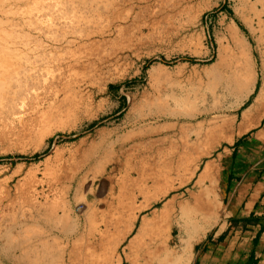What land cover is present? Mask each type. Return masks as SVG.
<instances>
[{
	"label": "rangeland",
	"instance_id": "rangeland-1",
	"mask_svg": "<svg viewBox=\"0 0 264 264\" xmlns=\"http://www.w3.org/2000/svg\"><path fill=\"white\" fill-rule=\"evenodd\" d=\"M132 2L134 12L92 48L95 72L0 108V193L6 189L15 196L29 183L38 200L47 196L48 204L57 201L65 210H59V224L45 213L34 217L39 229L29 245L47 239L52 255L46 252L44 264H93L101 253L113 255L110 264H116V257L150 237L155 248L170 239L175 252L179 240L193 241L202 232L188 224L196 204H209V225L217 212V222L222 217L217 168L226 161L232 129L247 108L264 118V0ZM237 63L242 74L236 88L230 76ZM255 84L257 92L247 99ZM76 104L79 109L69 112ZM141 109L167 116L148 119L138 129ZM11 176L5 187L2 180ZM139 210L132 231L121 238ZM28 216L17 214L18 222L31 225ZM201 216L195 217L200 226L207 224ZM0 245V264H12L10 249L1 240Z\"/></svg>",
	"mask_w": 264,
	"mask_h": 264
},
{
	"label": "bare ground",
	"instance_id": "bare-ground-1",
	"mask_svg": "<svg viewBox=\"0 0 264 264\" xmlns=\"http://www.w3.org/2000/svg\"><path fill=\"white\" fill-rule=\"evenodd\" d=\"M132 3H134V2H132V0H0V108L2 109L3 106L7 107V105L13 106V104L17 101L18 102L19 101H25L27 98H29L31 96H35L40 91L42 92V91L47 90L50 92L51 90L52 91L59 90V89L63 88L66 84L70 85L73 82H75V80L77 79V77L79 75L83 76V74H85L86 72L88 74H89V72H91V73L95 72L96 71L94 69L95 64L93 62H91V60L89 59V58H91V55H92L91 53L93 52V54H94V50L92 48H94L98 42H101L102 39L104 38L105 34L109 33L113 27L116 28V26H118L119 23H121L122 21L127 19L134 12L135 6ZM257 15H259V14H257ZM99 45H101V44L99 43ZM95 52H97V50H95ZM95 55H97V54H95ZM94 57L96 58V56H94ZM236 60H237V58H236ZM238 65H239V63H237V65H235L234 71H233L234 74L232 73L233 75L230 76L231 77L230 80L233 82V84L236 88L239 87V85H240V80H241L240 76L242 74L241 68ZM228 76H229V74H228ZM66 88H68V86ZM148 103L146 102L145 104L147 105ZM242 103H243V101L240 102L239 104H242ZM70 104H71V102H70ZM83 104H84V102H83ZM141 105H142V103H141ZM150 106H151V104H150ZM142 108H143V106H142ZM8 109H10V108H8ZM78 109H79V105L76 104L75 106H73L70 109L69 112H75ZM149 109H150V107H149ZM186 109H188V108H186ZM183 113H186V111H183ZM166 114L167 113L166 112L164 113V111H163L161 113H156V114L154 113V115H152L151 112H148V110H147V112H144L141 109V111H139L138 117L135 120V125H136L135 127L138 128L139 125H141L142 123L145 124L146 120L153 119V117L156 118V120L161 119L162 117L167 116ZM34 121H36V120H34ZM171 148H173V147H171ZM183 152H185V151H183ZM56 159H58V158H56ZM71 159H73V158H71ZM63 160H65V159H63ZM154 163H156V162H154ZM62 166H63V163H60L59 167L61 168ZM166 167H164V168H166ZM57 168L58 167H56V170L60 172L65 167H63L62 169H60V168L57 169ZM52 169H49V171L47 170L48 172L43 170V172H44V174L48 173V175H49V172L52 173V171H53ZM65 170L67 171L68 168ZM164 170H167V169H164ZM16 172L17 171H15V173ZM12 174H14V173H12ZM41 174H42V172H41ZM55 174H56V172H54V174H50V175H54V177H55ZM67 174H69V173H67ZM70 175L71 174H69V176ZM32 176L30 175V177H32ZM42 176L46 177L47 174H46V176L45 175H42ZM64 176H65V174H64ZM155 176H157L156 173H155ZM30 177L28 178V176H27L28 179H30ZM49 177H52V176H49ZM54 177H52V179ZM70 178H71V180H73L75 178V175L71 176ZM12 179H13V176L9 177L6 180H2L3 185L5 187H8L9 184L13 181ZM54 179L60 180V179H58V175ZM156 179H155V182H157ZM30 180H32V179H30ZM49 180L51 181L50 178L46 181H49ZM56 180L54 182H56ZM41 182H42V180H41ZM19 183H20V185L22 184L21 182H19ZM25 183H27V182H25ZM140 183H142V182H140ZM41 184H40V186H41ZM45 184H47V183H45ZM165 184H167V183H165ZM168 184H169V181H168ZM124 185H126V184H124ZM144 188H145V186H144ZM23 189L24 190L17 193L15 196H11L9 191L6 189L2 193H0V240L2 241L3 245L5 244L4 246L7 245V247L10 249V251L7 253V257L12 264H44L43 258L45 256L47 257V255H49V258H51L50 256L52 255V254H50L49 249H47L50 247V246L47 247L48 246L47 245L48 242L46 241L47 239H44L45 237L43 239L40 238V239H38L39 240L38 245L37 244L29 245V242H31L30 238L36 232V230L39 229V228H37V229L35 228V225L37 224V222H36L37 219H34V217L39 216L42 213H45V217L48 216L51 220L53 219V222L56 221L57 224H59L60 220H61V217L59 215V210H62V207H60V203H58V204L56 203L57 201L54 202L51 200L48 204L49 200H48L47 196H44V199H42V200H38L37 193L34 192L32 185H30L29 183H27V185L24 186ZM65 193L68 194L69 191H67ZM206 193H209V192L207 191ZM192 197H193V195H192ZM195 198H193V200ZM203 198H204V195H203ZM145 199H147V198H145ZM201 199H199V200L202 201ZM197 200H195V202ZM129 203H131V202H129ZM216 203H217V201H216ZM182 206H183V204H182ZM186 206H188V205H186ZM146 207H148V206H146ZM128 208H129V206L127 207V209ZM188 208L184 212L186 215L190 214V209L188 210ZM209 208H210L209 204L205 203V202H200L199 204H196V208L193 210V213H192V218L194 217L195 220H193V222L189 221L190 223H188L191 225V227L193 226L192 231L193 230H195V231L202 230V232H200V234H202L208 228L211 227V225L208 224L209 216L205 217V216H207V214H210ZM124 210L125 209H123V211ZM62 211L64 214L65 210L63 209ZM162 211H161V213H164ZM23 212L28 213V215H29L28 217L30 219L33 218L31 220L32 224L27 226V227L25 225L23 226V224L20 223L21 221L18 222L17 214L23 213ZM140 212H141V210H139L138 212L132 213L131 221H129L130 225H129V227H127V231L125 232V234L122 235L121 238L125 239V236L128 235V233H130L132 231L133 226H135L133 221H134L136 215ZM197 215L198 216L202 215L201 218L204 220V222H207V224L201 225V226H200V224L199 225L196 224V221L198 219L196 220L195 217H198ZM128 216H129V214H128ZM161 216L164 217V215H161ZM127 218H129V217H127ZM116 220H118V219L116 218ZM122 220H126V219L123 218ZM123 222L119 221V223H123ZM160 222H161V220H160ZM19 223L21 225L18 227L17 224H19ZM25 223H26V221H25ZM152 223H153V221H152ZM111 225H112V223H111ZM148 226H150V225H148ZM51 227H54V226H51ZM111 227H113V226H111ZM123 227H125V226L123 225ZM116 228H117V224H116ZM154 230H156V229H154ZM40 233H42V232H40ZM110 233H112V232H110ZM37 234L39 235V231H37ZM137 234H140V233H137ZM200 234L193 241L187 242L186 240H188V239L185 240L186 242H184V244H183V252L184 253L188 252L191 249V244L193 242H197L200 239L199 238ZM149 235L151 236V234H149ZM54 236L57 237L56 235H54ZM116 237H118V235ZM50 238H51V240L53 239L52 237H50ZM118 238H120V237H118ZM137 238L138 237H136L134 239V241ZM48 240H50V239H48ZM138 240H139V238H138ZM148 240H149V242H147V243L145 241H144V243L139 241L140 243H137L133 249L130 248L132 250L128 251L129 253L125 254L124 257L120 256L121 254L119 256L116 255V256H118V257H116V259H117L116 264H123L124 262H126L128 264H142V263L150 264L152 261L157 262V264H180V262L183 261L182 258L177 259L175 249L171 248L169 245L170 239H168L166 241V243H164L161 246V248L160 247L158 248V246H157L158 249L153 247V246H156V244L153 245L154 243L152 242L151 237ZM56 241H58V239ZM106 241H108V240H106ZM117 242H120V239ZM100 244H101V242H100ZM51 245H52V243H51ZM56 245H57V242H56ZM97 245H99V243ZM97 245H96V247H97ZM0 247H1V245H0ZM40 247H42V248H40ZM71 247H73V246H71ZM100 250H104V249L102 248ZM2 251H3V249H2ZM47 251H48V254L46 253ZM72 251H73V249H72ZM60 252L61 251H59V253ZM108 252H109V250H108ZM111 252H109V254ZM113 254H115V253L113 252ZM90 256H91V254H90ZM112 256H107V254L105 256L104 254L101 253L100 257L98 259H96V261L94 260L93 264H110ZM76 257H75V259H77ZM90 264H92V263H90Z\"/></svg>",
	"mask_w": 264,
	"mask_h": 264
},
{
	"label": "crops",
	"instance_id": "crops-1",
	"mask_svg": "<svg viewBox=\"0 0 264 264\" xmlns=\"http://www.w3.org/2000/svg\"><path fill=\"white\" fill-rule=\"evenodd\" d=\"M258 88L255 84L247 99ZM231 135L226 161L217 168L222 217L217 222V212L216 225L200 234L188 252L179 240L175 248L180 264H264V118L253 108L245 109Z\"/></svg>",
	"mask_w": 264,
	"mask_h": 264
}]
</instances>
